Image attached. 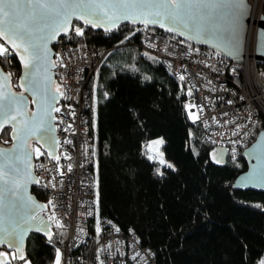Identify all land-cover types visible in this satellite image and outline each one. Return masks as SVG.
<instances>
[{"label":"trees","instance_id":"trees-1","mask_svg":"<svg viewBox=\"0 0 264 264\" xmlns=\"http://www.w3.org/2000/svg\"><path fill=\"white\" fill-rule=\"evenodd\" d=\"M75 28L83 35H76ZM145 29L122 25L103 32L76 22L73 32L61 38L68 46L109 49L89 86L96 146L94 218L109 220L121 232L132 228L153 250L154 264H258L264 258V193L232 188L247 170L245 147L224 166L211 162L215 144L190 118L184 86L142 47ZM0 66L13 74L12 87L19 91L15 56L0 57ZM9 131H2V145L10 143ZM260 131L263 115L257 117L254 139ZM157 137L164 139L165 158L174 168L146 156L144 145ZM32 193L46 200L39 186ZM51 236L50 242L30 234L25 259L52 264L65 233Z\"/></svg>","mask_w":264,"mask_h":264},{"label":"built area","instance_id":"built-area-1","mask_svg":"<svg viewBox=\"0 0 264 264\" xmlns=\"http://www.w3.org/2000/svg\"><path fill=\"white\" fill-rule=\"evenodd\" d=\"M262 4L260 0L257 22L264 14ZM256 31L257 24L255 36L248 25L242 61H229L149 29L141 35L142 47L184 86L186 105L192 106L186 107L187 112L196 117L189 115L193 123L202 126L215 147L226 150L229 160L254 141L257 117L264 116V74L253 57ZM108 51L68 46L61 39L54 45V75L63 93L55 108L59 109L55 111L59 159L47 158L41 149L43 154L37 156V145L33 154L37 186L46 192L44 204L51 200L55 206L38 216L49 224L50 234L65 233L59 248L62 264H154L153 250L141 244L132 228L121 232L109 220L94 218L96 146L89 86ZM53 211L63 228L49 220Z\"/></svg>","mask_w":264,"mask_h":264},{"label":"snow or ice","instance_id":"snow-or-ice-1","mask_svg":"<svg viewBox=\"0 0 264 264\" xmlns=\"http://www.w3.org/2000/svg\"><path fill=\"white\" fill-rule=\"evenodd\" d=\"M233 2L234 0H0V57L7 59L15 54L19 58L24 68L21 87L31 94L32 103L37 108L30 112L24 93L8 90L7 81L13 74L0 71V130L11 126L14 141L11 148H0V245L7 244L9 248H15V254L9 259H4L7 254L0 252V264H10V260L14 259L29 264L21 254L24 237L30 229L41 231L47 227L42 218L33 214V210H43L48 206L55 208L51 200L47 205H40L27 196L28 184L33 182L30 172V140L36 138L37 143L44 141L48 147H52V111H59L52 108L56 95L50 87L51 76L48 70L55 67L56 63L49 55V42L61 33L67 34L73 18L92 27H101L105 23L114 27L122 20H127L143 23L146 27L150 24H158L162 28L169 25L168 31H179L181 35L184 34L180 31L182 28L194 30L197 35L213 36L220 29L217 20L219 13L216 10L231 7ZM240 2L243 3V0ZM75 33L83 35V30L75 28ZM260 37L264 42V31L260 33ZM57 62H60L59 54ZM56 91L63 95L59 86ZM189 115L196 118L194 113ZM152 144L157 145V156L149 155L148 158H159L160 163L165 164L163 153L158 148L163 140L153 141ZM148 147L151 148V145ZM34 151L37 156L43 154L40 148ZM48 155L52 159H59L52 152ZM167 166L172 167L171 164ZM49 220L58 229L63 228L55 211L49 216ZM45 234L51 242V234ZM60 260V250L56 249L55 264H60ZM258 264H264V258Z\"/></svg>","mask_w":264,"mask_h":264},{"label":"water","instance_id":"water-1","mask_svg":"<svg viewBox=\"0 0 264 264\" xmlns=\"http://www.w3.org/2000/svg\"><path fill=\"white\" fill-rule=\"evenodd\" d=\"M250 10L251 4L249 0H243V3L240 0H234L231 7L220 8L216 10L219 15L217 16V20L220 24V29L216 32L213 36H206V35H197L196 31L190 29H180L184 34H179V31H168L166 27L162 28L158 24H150L147 27L140 22L132 23L127 20H122L114 27L108 24H104L101 27H92L90 24L85 25L83 21L77 20L75 18L72 19L71 25L69 26V30L67 34L61 33L59 34L55 40L49 42V49H50V57L52 61L55 63L54 60V45L58 39L63 37L69 36L73 32L74 23H80L81 25L89 28H93L95 31H103V32H112L122 25H131L134 27H144L146 29H154L159 32L170 34L175 36L176 38L189 43L196 47L207 48L212 52L222 56L223 58L229 61H242L244 58V47H245V39L247 34L248 25L250 22ZM234 14V15H233ZM176 27V26H173ZM264 31V14L261 16L260 20L257 23V31H256V42L254 48V60L255 63L264 68V42L261 41L260 33ZM192 37V38H189ZM2 42V41H1ZM7 46V45H6ZM17 59V62L20 66L21 72L18 77V87L20 88L19 91H15L11 84V78L7 81L8 90L14 93H24V96L28 100V109L29 111L37 110L36 105L32 103L33 97L30 93L26 92L23 87H21V76L24 75V68L19 60V58L13 54ZM56 67V66H55ZM55 67L49 68V75L51 76L50 87L52 92L56 95V100L52 103V108L55 109L57 104L60 100V93L56 91L58 86V82L56 81L54 70ZM0 71L7 73L1 66ZM52 117L54 119L51 120V124L53 127V132L51 133L52 140L50 143L53 145L52 147H48L44 141H40L37 143V139L33 138L30 140L31 147L29 148V153L31 155V165L32 168L30 169L31 178L33 182H30L27 187V196H30L37 204L45 205L44 202L39 201L34 194L32 193V188L38 185V179L34 172V154L33 149L34 145H37L42 152H44L47 158L52 159L48 153L52 152L54 156L58 154V141L56 136V127H55V111H52ZM4 129H9V138L10 143L8 145H2L0 143V148L9 149L12 147L14 141L12 139V128L11 126H5ZM3 129V130H4ZM3 130H0V135ZM43 145V146H42ZM242 156L244 157L247 170L236 177V179L232 183V188L234 190H253L257 192L264 193V131H260L257 133L254 141L244 148L242 152ZM54 160V159H53ZM210 160L213 164L218 166H224L227 161V152L223 147H216L215 150L210 155ZM217 160L220 162L218 163ZM23 167V166H21ZM44 210V209H43ZM39 208H35L33 210V214L38 215L41 211ZM47 225L46 228H43L41 231H36L34 228L30 229L27 232V235L24 237L23 244H22V252L21 254L25 257V245L27 242L28 237L30 234H39L40 236L47 238L48 235L45 233H50L49 231V224L45 222ZM4 248L6 252H13L15 254V248H9L7 244L0 245V249ZM5 251H0L4 252ZM7 254V253H6ZM11 257L10 254H7L4 259H9ZM11 262V260H10Z\"/></svg>","mask_w":264,"mask_h":264},{"label":"rangeland","instance_id":"rangeland-1","mask_svg":"<svg viewBox=\"0 0 264 264\" xmlns=\"http://www.w3.org/2000/svg\"><path fill=\"white\" fill-rule=\"evenodd\" d=\"M250 2H252V0H249ZM255 2V0H253V2L251 3V7H252V4ZM259 4V3H258ZM262 7H263V12H264V0H263V4H262ZM251 39V37H250ZM162 139L163 140V144L159 145L158 148H159V152L163 153V160L166 162L165 164H161L160 161H159V158H154V159H151V161H154V162H157L158 164H160L162 167L164 168H170L168 167L167 165L168 164H171L172 167L171 168H174V164L169 161L168 159L165 158V155H164V150H163V145H164V139L162 137H157V138H153L151 140H149L145 145H144V152L146 154L147 157H149V155H152L154 157L157 156V145L155 144H152L153 141H156V140H160ZM151 145V148H149L148 146ZM149 159V158H148ZM13 255V252H11V256ZM55 259H56V255H55V258H54V261L52 264H55ZM29 264H32L30 262L29 259H26ZM19 264H24V261H22L21 263ZM60 264H62V258L60 260Z\"/></svg>","mask_w":264,"mask_h":264},{"label":"bare ground","instance_id":"bare-ground-1","mask_svg":"<svg viewBox=\"0 0 264 264\" xmlns=\"http://www.w3.org/2000/svg\"><path fill=\"white\" fill-rule=\"evenodd\" d=\"M260 0H255V2L252 4V7H251V17L252 19L250 20V23H249V29L253 30V34H254V31H255V28H256V24L258 23L257 20H256V11H258V3H259ZM254 28V29H253ZM255 36V34H254ZM251 37V35H250Z\"/></svg>","mask_w":264,"mask_h":264},{"label":"crops","instance_id":"crops-1","mask_svg":"<svg viewBox=\"0 0 264 264\" xmlns=\"http://www.w3.org/2000/svg\"><path fill=\"white\" fill-rule=\"evenodd\" d=\"M95 79V78H94ZM94 132H95V130H94Z\"/></svg>","mask_w":264,"mask_h":264},{"label":"flooded vegetation","instance_id":"flooded-vegetation-1","mask_svg":"<svg viewBox=\"0 0 264 264\" xmlns=\"http://www.w3.org/2000/svg\"><path fill=\"white\" fill-rule=\"evenodd\" d=\"M10 255H11V253H10Z\"/></svg>","mask_w":264,"mask_h":264}]
</instances>
